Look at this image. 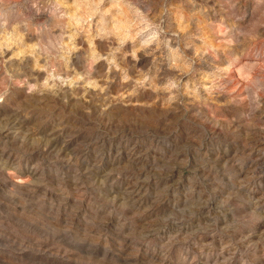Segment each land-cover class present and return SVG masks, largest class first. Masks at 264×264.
<instances>
[{
	"label": "rangeland",
	"instance_id": "obj_1",
	"mask_svg": "<svg viewBox=\"0 0 264 264\" xmlns=\"http://www.w3.org/2000/svg\"><path fill=\"white\" fill-rule=\"evenodd\" d=\"M0 264H264V0H0Z\"/></svg>",
	"mask_w": 264,
	"mask_h": 264
}]
</instances>
